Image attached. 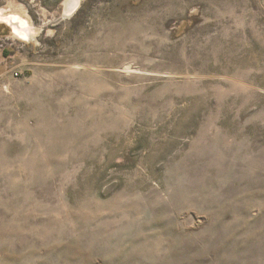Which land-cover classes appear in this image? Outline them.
Listing matches in <instances>:
<instances>
[{"label":"rangeland","instance_id":"1","mask_svg":"<svg viewBox=\"0 0 264 264\" xmlns=\"http://www.w3.org/2000/svg\"><path fill=\"white\" fill-rule=\"evenodd\" d=\"M65 1L0 0V264H264V0Z\"/></svg>","mask_w":264,"mask_h":264},{"label":"bare ground","instance_id":"2","mask_svg":"<svg viewBox=\"0 0 264 264\" xmlns=\"http://www.w3.org/2000/svg\"><path fill=\"white\" fill-rule=\"evenodd\" d=\"M80 2L81 0H66L65 14L71 15L77 9ZM5 12L6 9L0 8V19L5 20L8 25L13 28L12 30H14L28 42L36 39L37 28L33 26L28 19L16 13L5 14Z\"/></svg>","mask_w":264,"mask_h":264}]
</instances>
